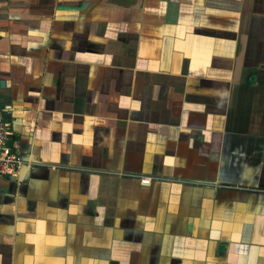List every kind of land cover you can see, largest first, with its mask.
Returning <instances> with one entry per match:
<instances>
[{"label": "crops", "instance_id": "crops-1", "mask_svg": "<svg viewBox=\"0 0 264 264\" xmlns=\"http://www.w3.org/2000/svg\"><path fill=\"white\" fill-rule=\"evenodd\" d=\"M0 107V264H264V0H0Z\"/></svg>", "mask_w": 264, "mask_h": 264}, {"label": "built area", "instance_id": "built-area-1", "mask_svg": "<svg viewBox=\"0 0 264 264\" xmlns=\"http://www.w3.org/2000/svg\"><path fill=\"white\" fill-rule=\"evenodd\" d=\"M10 128L5 120V110L0 107V176L15 178L26 166V162L20 156L16 144L10 142ZM148 179L142 180L144 185L149 184Z\"/></svg>", "mask_w": 264, "mask_h": 264}, {"label": "flooded vegetation", "instance_id": "flooded-vegetation-1", "mask_svg": "<svg viewBox=\"0 0 264 264\" xmlns=\"http://www.w3.org/2000/svg\"><path fill=\"white\" fill-rule=\"evenodd\" d=\"M150 183V182H149Z\"/></svg>", "mask_w": 264, "mask_h": 264}]
</instances>
